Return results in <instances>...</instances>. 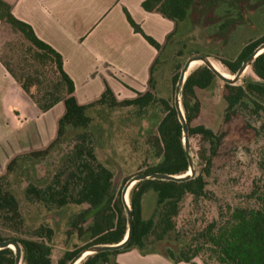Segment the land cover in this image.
<instances>
[{
	"label": "trees",
	"instance_id": "trees-1",
	"mask_svg": "<svg viewBox=\"0 0 264 264\" xmlns=\"http://www.w3.org/2000/svg\"><path fill=\"white\" fill-rule=\"evenodd\" d=\"M241 2L142 0L143 10L156 12L174 23L163 44L145 34L124 10L133 32L158 52L149 67L147 88L143 92L135 91L132 98L116 99L103 82L98 97L81 104L74 97L73 83L62 68L60 54L36 37L31 27L14 17L8 4L0 0V21L7 26V33L15 37L2 46L9 61L0 56V62L39 112L58 102L62 104L54 137L40 149L14 154L0 172V240L14 239L18 243L21 264H67L88 246L115 244L125 236L122 187L116 186L113 173L95 157L93 134L88 130L90 118L85 114L87 108H157L160 115L155 134L147 139L149 154L155 162L147 165L145 171L187 173L180 121L173 101L155 97L152 71L163 46L179 34L180 24L182 29L190 30L209 10L216 17L212 30L226 33L243 23ZM263 41L264 35L244 44L233 58L217 59L234 74ZM249 67L255 78H244L239 84L223 82L220 102L225 122L233 116L243 117L245 126L250 117L264 121V105L259 102L264 100L261 84L264 83V51L255 56ZM178 68L175 64L171 83L177 81ZM216 81L215 75L200 64L187 73L180 89L187 136L197 134L210 146L209 155L206 150L200 154L202 166L184 181L142 179L132 184L127 193L132 217L128 241L119 249L86 255L80 264H117L115 255L131 249L142 255L156 253L173 263H188L197 258L202 264H264V158L257 163L247 189L234 195L235 202L218 201L206 188L219 136L210 128L190 123L200 109L197 91L213 89ZM77 128L80 130L73 136L64 138L66 131ZM46 162H49L46 171L40 173L38 169ZM147 193L153 195V208L143 217L142 201ZM70 207L79 209L67 216L62 229L63 212ZM185 207L187 212L181 217ZM57 243H61L62 250L52 259ZM13 262V251L7 247L0 249V264Z\"/></svg>",
	"mask_w": 264,
	"mask_h": 264
},
{
	"label": "crops",
	"instance_id": "crops-1",
	"mask_svg": "<svg viewBox=\"0 0 264 264\" xmlns=\"http://www.w3.org/2000/svg\"><path fill=\"white\" fill-rule=\"evenodd\" d=\"M2 1L14 17L60 54L74 97L81 104L98 97L103 82L116 99L132 98L135 91L147 88L149 67L158 52L133 32L124 10L160 44L174 28L160 14L143 10L142 0ZM180 26L178 32H185ZM7 31L0 21V47ZM167 46L171 45L165 44L163 50ZM61 113L60 102L39 112L0 62V172L14 154L44 147L54 137ZM114 260L117 264H202L197 258L173 263L159 254L142 255L135 249L117 253Z\"/></svg>",
	"mask_w": 264,
	"mask_h": 264
},
{
	"label": "rangeland",
	"instance_id": "rangeland-1",
	"mask_svg": "<svg viewBox=\"0 0 264 264\" xmlns=\"http://www.w3.org/2000/svg\"><path fill=\"white\" fill-rule=\"evenodd\" d=\"M240 10L243 23L233 26L227 34L212 30L216 17L207 10L192 29L175 35L169 43L171 46H167L159 53L157 61L159 66H154L152 71L155 97L173 101L177 83L170 81L173 68L175 64L179 65L178 75L188 57L206 56L225 74L232 75L217 58H233L244 44L264 35V0H242ZM14 38L11 33H7L2 41L0 56L5 61L9 59L2 46L6 41H13ZM200 64L201 61L196 66ZM244 78H255L249 65L235 84L241 83ZM222 85L223 81L217 78L213 89L197 91L200 109L190 124L203 125L219 136V140L215 141L216 148L211 157V170L206 178V188L218 201L235 202L234 195H239L247 189L248 180L255 173L257 163L262 157L264 158V121L254 117L245 118L248 122L247 126L244 125V118L241 116H233L229 121H223V104L220 102V95L224 92ZM177 97L180 100V91ZM85 114L90 118L88 130L93 134L95 157L113 173L117 187L123 186L125 178L128 179L135 173L145 171L147 165L155 162L149 154L147 139L155 134L156 122L160 115L157 108L147 106L137 110L131 106L114 108L92 106L85 110ZM261 124L263 127H260ZM78 130L80 129L66 131L64 138H70ZM188 142L193 168L198 170L202 166L200 154L206 150L204 145L207 142L197 134L189 136ZM209 148L210 146L208 150ZM48 165L49 162H46L40 168L42 165L39 164L37 166L40 168L39 172L42 173ZM152 208L153 195L147 193L142 201V216H148ZM78 209V207H70L63 212L64 219L62 218L60 222L62 229L67 216ZM186 212L187 207L183 209L181 217ZM156 247L161 248L160 245ZM61 248V243L54 246L52 259L57 257ZM80 261L77 264H80Z\"/></svg>",
	"mask_w": 264,
	"mask_h": 264
},
{
	"label": "water",
	"instance_id": "water-1",
	"mask_svg": "<svg viewBox=\"0 0 264 264\" xmlns=\"http://www.w3.org/2000/svg\"><path fill=\"white\" fill-rule=\"evenodd\" d=\"M264 51V41L250 54L247 56V58L241 63L237 71L231 75V77H226L222 75L220 72H218L212 64L209 62V58L203 55L199 56H192L188 57L184 64L182 65L181 69L179 70L178 78H177V83L174 88V96H173V106L175 108V111L177 113L178 119L181 124V130H182V145H183V150L186 154L187 157V162H188V173H184L182 175H172V174H165V173H159V172H151V171H143L139 173H135L131 175L123 184L121 190H120V197L122 200V203L124 205V210H125V216H126V233L123 239L115 244H102V245H91L88 246L81 251H79L72 259L67 263V264H75L77 260L81 258L83 254L89 255L97 252H102V251H112L121 248L122 246L125 245V243L128 241L131 231H132V217H131V212L128 203L124 201V194L126 190L132 186L136 181L142 180V179H160V180H171V181H184L189 179L190 177L193 176L194 174V168L192 165L191 157L189 155V142H188V136H187V125L184 119V114L182 111V108L180 106V100H178L177 93L181 89V85L184 82V79L187 75V70L189 63L193 60H199L204 64L214 75L216 78L222 80L224 83L227 84H235V82L238 80L240 77L241 73L245 70V68L252 62V60L255 58V56L261 52L260 50ZM264 85V83H261ZM261 104L264 105V100H259ZM208 143H205L204 147L206 148V153L207 155L209 154L208 150ZM10 248L13 251L14 254V262L13 264H19L20 263V256H21V251L18 243L14 239H5V240H0V249L2 248ZM85 255V256H86Z\"/></svg>",
	"mask_w": 264,
	"mask_h": 264
},
{
	"label": "bare ground",
	"instance_id": "bare-ground-1",
	"mask_svg": "<svg viewBox=\"0 0 264 264\" xmlns=\"http://www.w3.org/2000/svg\"><path fill=\"white\" fill-rule=\"evenodd\" d=\"M261 51H263V49L262 50H260L259 52H261ZM209 60V62L212 64V66L214 67V69H216L218 72H220L222 75H224V76H226V77H231V76H229V75H227V74H225L214 62H212L210 59H208ZM199 63V60H193V61H191L190 63H189V66H188V70L187 71H189L194 65L196 66V64H198ZM188 173V172H187ZM127 193H128V189L126 190V192H125V194H124V201L126 202V203H128V199H127ZM85 255L86 254H83L82 256H81V258L79 259V260H77V262L75 263V264H77L81 259H83V257H85ZM19 264H21V262L19 263Z\"/></svg>",
	"mask_w": 264,
	"mask_h": 264
}]
</instances>
